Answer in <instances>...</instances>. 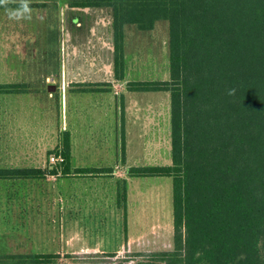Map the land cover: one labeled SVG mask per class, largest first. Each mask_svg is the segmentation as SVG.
Returning <instances> with one entry per match:
<instances>
[{
	"label": "trees",
	"instance_id": "obj_1",
	"mask_svg": "<svg viewBox=\"0 0 264 264\" xmlns=\"http://www.w3.org/2000/svg\"><path fill=\"white\" fill-rule=\"evenodd\" d=\"M71 5L112 9L117 81L125 73V26L151 30L160 19L170 24L169 78L130 80L126 88L170 93L171 163L130 167L128 175L171 177L173 247L136 252L131 256L141 257L133 264H264V0H71ZM27 89L0 84V93ZM59 147L66 171L69 132L62 133ZM102 171L112 170L82 172ZM56 173L55 167H0V180ZM122 181L118 204L126 229ZM59 256L7 255L21 264H51Z\"/></svg>",
	"mask_w": 264,
	"mask_h": 264
},
{
	"label": "rangeland",
	"instance_id": "obj_2",
	"mask_svg": "<svg viewBox=\"0 0 264 264\" xmlns=\"http://www.w3.org/2000/svg\"><path fill=\"white\" fill-rule=\"evenodd\" d=\"M57 8L55 5L48 7L50 10L48 21H37L35 18L27 23L20 22L18 26L21 29L22 25L24 27L26 25L25 29L36 32L38 39L42 37L43 40L41 44H37V49L35 48L30 53V61L36 66L33 74L36 76L39 73L49 74L55 82L60 83L66 74L69 78L70 66L76 62V55L73 53V45H75L73 34L70 35L68 26H63L56 15ZM95 13L93 24L96 27L93 32L90 29L91 20L83 19L82 62L87 72L92 68L93 73L90 74L92 78H96L95 81L99 84H106L114 77L113 16L109 8H96ZM5 14L9 13L0 9V18ZM4 24L8 25L6 21ZM169 27L167 19H160L155 22L151 30H140L133 24L126 25L124 29L125 81H122V84H124L123 90L135 97V100H131L129 109L128 132L125 136L123 135V142L120 143L118 153L114 135L113 142L110 141L107 149L101 153H92L95 158L89 161L104 160L103 167H86L115 168L124 174L121 176L124 178L85 180L83 185L78 184V190L84 192V197H78V199L63 200L59 194L64 191H77V184L74 181L66 184L60 181H50L42 183L37 188L38 190L33 187H22L18 189V206L13 210L15 213L10 208L6 209L9 198L7 199L6 187L1 183L0 264H21L12 262L13 259L7 257L8 254L10 256L14 253H49L63 248L72 231L70 227L72 219L82 222L80 224L83 227L81 241L86 244H96L103 240L114 244L120 241L125 243L126 232L123 220H119L121 216L124 217V210H119L110 197L100 194L101 192L109 194L116 185H122L124 179L129 191L126 214L128 211L133 235L136 236L137 230H142L146 238L155 236L158 232L159 235L162 234L164 241L169 239L168 231H173L171 177H131L128 175V170L135 166L169 165L171 163L170 93L167 91L130 92L125 84L130 80L169 78ZM87 74L84 73V76ZM74 88L76 86H73ZM34 89H36L35 86L32 90ZM47 94L48 92L45 93L39 105L47 110V117L53 124L50 131L54 134L48 136L56 140L57 125L63 114L62 99L58 92H54L53 97L50 98H47ZM70 108L69 103V121ZM85 130L80 129L77 137L86 139L85 136L89 133ZM105 132L108 134V129ZM27 136L16 135L15 139L19 142L28 139ZM103 137L100 133L99 136H94V141L98 143L103 140ZM82 142L87 143L83 140ZM57 149L55 148L52 152H56ZM7 162H13V160L9 159ZM60 168L61 166L58 172ZM29 197H33L32 200ZM105 217L109 219L106 226L103 224ZM78 232L81 233V230ZM261 251L264 256V240L261 244ZM136 252H116L114 256L108 253H97L83 256V260L76 264H133L141 257L131 256ZM53 264L74 263L58 258Z\"/></svg>",
	"mask_w": 264,
	"mask_h": 264
},
{
	"label": "crops",
	"instance_id": "obj_3",
	"mask_svg": "<svg viewBox=\"0 0 264 264\" xmlns=\"http://www.w3.org/2000/svg\"><path fill=\"white\" fill-rule=\"evenodd\" d=\"M8 3H11L10 6L0 7L3 12L9 13V10L19 8L21 0H9ZM28 5L30 13L25 14L24 19H14L9 14L2 15L0 18L3 19L0 20V84H25L28 86L26 91L0 93V167L54 168L49 163L48 156L52 153V150L60 148L61 135L66 131L70 133V164L68 170L63 171L61 167L60 172L57 169L56 174H48L43 178L0 180V184L2 183L6 187L5 191L8 193L9 204L6 205V209L10 208L12 211L18 206L17 199L19 196L17 193L18 189L22 187H33V189L38 190L37 188L42 183L60 181L66 184L74 181L77 184V191H64L59 194L63 200L78 199V197H84V192L78 190V184L83 185L85 180L124 178L121 177L124 174L115 168H111L112 171L95 173L82 171L87 166L99 168L105 165L104 160L91 162L89 159L95 158L93 152L101 153L107 149L110 141L113 142V135L116 139L117 153L119 152L123 135L125 136L128 132L131 100L135 98L126 90H123L124 84H122V81H125L124 79L117 81L113 77L111 81L107 82L108 84L106 83L107 85L99 84L95 81L96 78L91 77L92 68L88 69V72L84 70V63L82 62L83 19L91 20L90 29L93 32L96 27L93 24V18L96 17L94 15L96 14L95 7L73 6L71 0H28ZM51 5L58 7L56 15H58L63 26H68V32H70V35L73 34L75 39L73 53L76 55V62L70 66L69 78L66 74L60 83L55 82L49 74L39 73L38 76L33 74L36 66L30 61V53L35 48L37 49V44H41L43 40L42 37L38 39L36 32L25 29L26 25L25 27L22 25L21 29L18 26L20 22L27 23L35 18L37 21H48L50 14H48L50 12L48 7H51ZM4 21L8 25H5ZM44 39H46L45 36ZM84 73L85 75L88 73L87 76H84ZM33 86L36 89L32 90ZM47 86H49V89H47ZM73 86H76V88L73 89ZM46 92H48L47 98L53 97V93L58 92L62 99L63 114L57 125L56 140L48 136L54 134L50 131L53 124L47 117V110L39 105ZM69 103L71 105L70 121L68 117ZM80 129H86L85 131L89 133L88 136H85L86 139L77 137ZM107 129L108 134L105 132ZM96 130L97 133H95ZM100 133L104 137L103 140L97 143L94 141V136H99ZM16 135H28V139L18 142L15 139ZM82 140L87 143L82 142ZM9 159L13 162H7ZM127 181H130V177ZM119 187L120 185H116L109 194L107 192H101L100 194L104 197L105 195L110 197L112 203L117 204L118 209L122 210V207L118 204ZM30 198L32 200L33 197ZM128 198L129 191L127 190V202ZM119 220H123L124 225V217L121 216ZM126 220V229L124 227L126 232L125 243L120 241L118 244H114L108 240H103L96 244H86L81 241L83 227L80 224L82 222L72 219L70 225L72 231L65 242V246L49 253L59 254V259H65L76 264V262L83 260V256H91L97 253L153 252L172 249L173 231H168L167 236H169V239L166 241L163 240L162 234L159 235L158 232L157 235L146 238L144 231L137 230V234L134 236L130 228L128 211ZM108 222L109 219L105 217L103 224L106 226ZM79 230H81V233L78 232Z\"/></svg>",
	"mask_w": 264,
	"mask_h": 264
},
{
	"label": "clouds",
	"instance_id": "obj_4",
	"mask_svg": "<svg viewBox=\"0 0 264 264\" xmlns=\"http://www.w3.org/2000/svg\"><path fill=\"white\" fill-rule=\"evenodd\" d=\"M9 0H0V5H6ZM30 13V8L28 5V0H21L20 7L15 10H9V15L14 19H22L25 14Z\"/></svg>",
	"mask_w": 264,
	"mask_h": 264
},
{
	"label": "built area",
	"instance_id": "obj_5",
	"mask_svg": "<svg viewBox=\"0 0 264 264\" xmlns=\"http://www.w3.org/2000/svg\"><path fill=\"white\" fill-rule=\"evenodd\" d=\"M49 163L52 165V167H55L56 169H59V167L62 165V163L65 161V157L60 151V148L57 149L56 152H52L48 156Z\"/></svg>",
	"mask_w": 264,
	"mask_h": 264
}]
</instances>
